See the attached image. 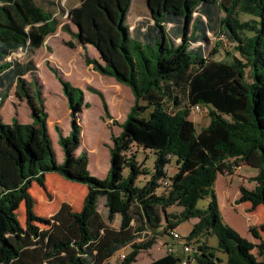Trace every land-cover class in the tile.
<instances>
[{
  "label": "trees",
  "instance_id": "trees-1",
  "mask_svg": "<svg viewBox=\"0 0 264 264\" xmlns=\"http://www.w3.org/2000/svg\"><path fill=\"white\" fill-rule=\"evenodd\" d=\"M144 2L147 19L140 26L129 22L131 0H79L63 26L83 49L97 51V59L85 56L87 63L133 94L121 131L111 133L108 174L99 178L88 169L87 153H75L83 90L59 78L71 129L63 136L55 126L64 155L58 163L41 90L33 73L29 82L23 77L33 72V63L11 59L19 49L33 52L56 30L59 6L51 0H0V107L14 89L30 118L22 123L12 116L6 123L0 114V264H103L126 247L116 264H131L164 236L173 252L146 264H264L259 231L250 227L259 240L254 243L226 223L215 189L217 175L231 173L234 164L256 168L248 177L254 188L241 184L236 201L264 206V0ZM214 39L231 50L214 49L207 57L205 47ZM88 89L100 95L111 118L99 91ZM194 105L208 110L209 121L199 130L190 118ZM138 148L153 152L151 173L137 160ZM172 158L177 171L167 177ZM49 172L87 187L79 211L63 203L48 217L35 213L29 189L33 182L44 187ZM204 198L207 205L197 207ZM21 202L25 225L17 214ZM191 218L197 221L182 237L177 226ZM172 230L180 235L174 242ZM212 236L216 245L209 242Z\"/></svg>",
  "mask_w": 264,
  "mask_h": 264
},
{
  "label": "rangeland",
  "instance_id": "rangeland-1",
  "mask_svg": "<svg viewBox=\"0 0 264 264\" xmlns=\"http://www.w3.org/2000/svg\"><path fill=\"white\" fill-rule=\"evenodd\" d=\"M52 1L59 6V12L56 16L60 20V24L56 30L52 34L46 36L43 44L33 52L19 49L11 55V59L17 58L21 62L28 60L32 61L34 68L33 72H27L23 77L29 82L32 79L31 74L33 73L36 85H38L42 93L45 109L48 113L47 119L49 121V128L53 136H56L57 134L55 126L61 128L65 125L67 123V116L70 113L69 108L68 112L64 109L65 107H61L60 95H63V92L59 78L71 81L74 86L81 88L84 93L83 99L85 102V106L81 107V110L78 113L81 134L84 135L88 142H97L99 148L104 151L112 144L111 133L116 134L120 130L119 122L123 119L128 104L132 103L133 95L126 84L115 81L113 77L99 73L93 68L92 64L87 63L85 61V56L97 59L99 55H96V51L90 47V45L85 46V49H83V47L72 37L70 32L63 27L64 24L70 23L67 16L69 9L78 5L79 0ZM240 18L245 19L248 18V16L240 14ZM130 22L132 24L131 27L133 28L134 24L138 22V17L136 18L133 14V16L130 17ZM69 41L73 43V47L68 46ZM224 48L231 50V47L225 45V42L221 39H214L207 47H205V54L208 57L214 49L224 53ZM216 55L217 53L215 56ZM119 85L128 88V92L131 96L129 99L119 102V98L124 95L123 90ZM90 87L96 89L102 95L108 106L111 118L105 117L101 97L98 93L88 89ZM207 112V107H203L202 115H198L197 113L199 112L196 113L197 115L195 117V114L191 115L197 130L208 123L209 117ZM0 114L4 121H11L12 116L22 123H26L29 120L28 105L25 100L19 99L15 96L14 89H11L4 100L0 108ZM85 150L88 152L87 149ZM133 150H136V147H133ZM95 155V152L91 153L92 157ZM136 157L139 162H143L144 167L151 173L155 159L153 152L148 149L138 148ZM176 171L175 159L172 158L167 166V177L173 175ZM256 171V168L246 165H241L239 169L232 168L231 173L225 171L223 174H218V184L216 185L219 189L220 185L221 187L226 185L223 190L227 191V189H230L235 194L236 198L234 204L236 205L232 207L233 209L228 216V220L239 229V231L247 233V236H250L251 238V242L254 243L259 242V240L251 234L250 227H255L259 231L261 239L264 241V231L259 229L260 224L264 223V206L260 204L256 207H252L249 202L246 203L244 201L239 203L236 199L240 195L239 186L241 184H244V186L249 189L254 188L255 182L248 181V178L246 177L253 175ZM123 173L127 175L128 170L124 169ZM149 176L150 174L141 175L137 179L136 184L142 186ZM64 180L52 176L45 177L44 187L36 182L32 183L29 193L33 197L34 211L37 215L48 216L52 214L56 203L60 202L65 196L71 194L72 190L67 184V182L70 181ZM158 191H160V189ZM207 202V198L200 199L197 202V207L204 208L207 205ZM226 204L229 205V203ZM71 209H73L72 206ZM98 209L104 214V206L101 203L98 205ZM172 209L180 210L178 206H172ZM17 214L20 223L25 225L24 202L20 203ZM196 221V218H191L180 223L177 226L180 235L185 237ZM230 223L228 224L230 225ZM116 225L117 219L113 222V226ZM39 227L42 229L46 228V226L42 224H39ZM245 238L248 239L247 237ZM166 239L169 240L170 237L164 236L162 239L158 238L157 242L153 244L151 248L141 250L137 254L136 260L131 264H146L152 259H156L165 254L166 249L164 241ZM209 242L211 245H216V237H210ZM129 250V247L121 249L108 258L104 264H116L121 260L119 254L122 252L126 254Z\"/></svg>",
  "mask_w": 264,
  "mask_h": 264
},
{
  "label": "crops",
  "instance_id": "crops-1",
  "mask_svg": "<svg viewBox=\"0 0 264 264\" xmlns=\"http://www.w3.org/2000/svg\"><path fill=\"white\" fill-rule=\"evenodd\" d=\"M144 3H145L144 0H131L128 19H129V22H130V17L133 16V14L136 16V18L138 17V22H136V24H134V26H136V25L140 26L141 23L146 22L147 10L145 9ZM58 12H59V9L57 10L56 14ZM130 24H131V22H130ZM72 27L73 26L70 25L71 30L74 31L75 28L74 27L72 28ZM90 47H92V46H90ZM95 53H96V55H98L97 51ZM69 82H71V81H69ZM119 87L123 90V93H124V95L119 98V102H121L123 100H126V99H129V97H131L129 92H128L129 91L128 90L129 87L127 86L128 87L127 88L126 86H123V85H119ZM60 101H61V107H63V108L65 107L64 109H66L69 112L66 98L63 95H60ZM132 103H133V97H132ZM132 103L128 104L126 113H125L123 119L119 122V125L125 120L126 115H127L128 111H129ZM192 114H195L194 117L197 114L198 115H202V113H197V114L196 113H190V118H191ZM2 119H3V117H2ZM29 121H30V118H29L28 122ZM4 122L9 123L10 121H4ZM48 122L49 121L47 119V128H48V132H49V135H50V138H51L52 147H53L54 152H55L56 161L58 163H61L62 160H63V156H64L63 155V151L61 149V146L58 143L57 134H56V136H53V134L50 131ZM203 126H205V125H203ZM70 129H71V127H70V116L68 114L67 123L60 128L61 134L63 136H68L69 133H70ZM120 131H121V128L115 135H117ZM85 149H87L88 152H86ZM82 151H85L87 153V156H88V169H89L90 173L95 175L96 177H99V178L106 177L107 174H108L109 167H110L109 148L107 147V149L102 151L99 148L97 142L96 143H94V141L93 142H88L85 139L84 135L81 134L80 145L75 150V153L78 155ZM94 152H95L96 155L92 157L91 153H94ZM52 176H54L55 178L59 177L62 180L65 179L60 174H58L57 172H49V173H47L45 175V177H52ZM217 177H218V175H217ZM217 177H216V181H215V189H216V194H217V198H218V202H219V208H220V211H221V214H222V217H223L224 221L227 222V223H230L229 220H228V216H229L230 212L233 209L232 207L236 205V204H234L236 196L230 189H227V191L223 190V188H225L226 185H224V187H221V185H220V189L218 188V186L216 187V185L218 184ZM246 178H248V177H246ZM64 181H66V180H64ZM67 184L69 185V188H71L72 192L68 196H65V198H63L60 202L56 203L55 208H54V212L52 214H54L60 208V206L63 203H67L70 207L72 206L73 209H71V210H73V211H79L81 209L84 197H85V195L87 193V187L84 184L76 183V182H72V181L67 182ZM100 203L103 205V203H104V199L103 198L99 199V203L98 204H100ZM226 203H229V205H227ZM246 203H247V201H246ZM103 211H104V209H103ZM52 214H50V215H52ZM50 215H48V216H50ZM48 216H46V217H48ZM230 226H232L235 230H237L240 233V235H242L244 237H247L251 241V238H250V236H247V233L239 231V229H237L231 223H230Z\"/></svg>",
  "mask_w": 264,
  "mask_h": 264
},
{
  "label": "built area",
  "instance_id": "built-area-1",
  "mask_svg": "<svg viewBox=\"0 0 264 264\" xmlns=\"http://www.w3.org/2000/svg\"><path fill=\"white\" fill-rule=\"evenodd\" d=\"M191 112H193V113H197V112H199V113H203V106H201V105H194L193 107H192V109H191ZM241 166L240 165H236V164H234L233 166H232V168L233 169H239ZM170 234H171V240L174 242L175 240H177V239H179L180 238V235L178 234V232L177 231H175V230H172L171 232H170ZM164 246H165V249H166V251L167 252H173V250H174V245L172 244V243H166L165 244V242H164ZM185 251V250H184ZM124 256H125V253H120L119 254V258L120 259H123L124 258ZM181 264H187V260L186 259H183L182 260V262H181Z\"/></svg>",
  "mask_w": 264,
  "mask_h": 264
}]
</instances>
